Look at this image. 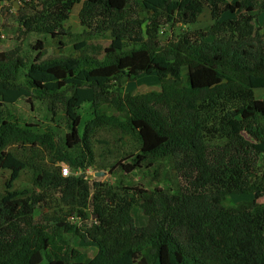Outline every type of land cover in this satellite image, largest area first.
<instances>
[{"label": "trees", "instance_id": "1", "mask_svg": "<svg viewBox=\"0 0 264 264\" xmlns=\"http://www.w3.org/2000/svg\"><path fill=\"white\" fill-rule=\"evenodd\" d=\"M79 1H43L46 19L66 22ZM204 7L210 26L158 39L160 26L191 25ZM99 11L105 17L96 21L97 31L112 35L101 59H44L40 39L30 62L19 45L0 49V106L36 98L52 115L63 112L68 127L59 144L53 131L0 114V167L10 173L0 199V264H264V202L256 201L264 198V99L254 94L264 89V0H86L81 24L91 28ZM36 17L17 15L25 32ZM55 27L40 32L57 36ZM1 35L0 24V44ZM128 41L133 47L125 49ZM141 74L154 75L159 89L119 96L114 107L124 118L101 112L113 81ZM83 103L94 116L82 133ZM105 124L139 135L143 155L122 165L127 172L149 154L180 156L177 194L83 175L93 155L92 127ZM12 141L47 146L68 165L67 176L37 170L33 183L55 191L69 214L35 216L44 197L12 190L25 168L5 151ZM242 194L255 199L230 203ZM135 206L147 217L144 226L135 223Z\"/></svg>", "mask_w": 264, "mask_h": 264}, {"label": "rangeland", "instance_id": "2", "mask_svg": "<svg viewBox=\"0 0 264 264\" xmlns=\"http://www.w3.org/2000/svg\"><path fill=\"white\" fill-rule=\"evenodd\" d=\"M16 1L17 7L13 6ZM47 0H0V24H1V50H8L15 46L21 47V56L27 61H32L36 52L32 49L33 45L40 39L43 43V58L52 57H71L76 58L80 55H89L92 57L102 58V50L107 47L112 35L110 31H104L96 28V21L105 17L103 11L93 14L91 19L92 27L82 25L80 22L79 12L82 4L86 0H80L74 4L69 19L66 22L53 23L46 18L49 12L44 8V2ZM233 1V0H228ZM36 15L33 22V30L24 31L23 24L17 18V15ZM42 13V14H41ZM146 13H140V17H145ZM56 24L53 29L57 36L49 33L40 32L44 26ZM212 24L210 10L203 8L202 13L196 22L188 26L175 24L171 28L168 24L162 25L158 30V39L165 42L172 38L173 34L180 33L181 29H205ZM262 26L261 19L257 25ZM44 25V26H43ZM97 31V32H96ZM84 46L77 48L76 45L83 43ZM125 49L133 47V42L126 44ZM24 69H22L23 71ZM185 72V69L183 70ZM159 82L154 75L141 74L133 80L120 78L113 81L111 86L110 100H104L101 112L105 114L125 117L120 114L114 107L115 101L119 96L125 93L137 95L139 93L158 90ZM255 97L264 99V89H256ZM77 112L83 119L81 132L83 133L87 123L89 124L94 114L89 103H83ZM11 115L12 120L20 124L32 123L37 124L45 130H51L55 133V138L59 144L68 132L67 120L63 112L56 115L48 109L46 102L33 98L29 103L25 98L19 99L14 104L0 106L1 116ZM89 142L93 155L86 159V171L83 172L90 181L97 180L105 185L111 186H128L133 188H142L145 190L161 189L168 194H177L179 180L175 169V163L180 161L177 155H147L139 167L133 171L127 172L122 165H133L137 163V157L143 155L141 152V140L134 130H125L114 125L93 126L89 135ZM5 151L11 153L16 159L25 163V168L20 172L18 178L12 183V190H27L29 193H39L44 197L45 205L36 209L35 216L40 212L47 216L55 214L64 216L69 214V210L59 205L58 194L52 189H41L34 185V173L37 170H46L60 172L62 167L68 168L67 164L60 162L58 158L50 151L47 146L37 144L35 146L24 142H10ZM2 157L0 156V162ZM75 172H78L76 170ZM9 170L0 167V199L4 195L6 180L9 177ZM259 174L264 177V164L259 168ZM230 203L242 200L255 199L253 194L232 195ZM259 203L264 202V198L257 199ZM132 215L138 226H144L147 217L142 210L135 206L132 209ZM76 245V243H74ZM41 264H47L44 260Z\"/></svg>", "mask_w": 264, "mask_h": 264}, {"label": "built area", "instance_id": "3", "mask_svg": "<svg viewBox=\"0 0 264 264\" xmlns=\"http://www.w3.org/2000/svg\"><path fill=\"white\" fill-rule=\"evenodd\" d=\"M61 174L63 175V176H67L68 175V168H66V167H62V169H61Z\"/></svg>", "mask_w": 264, "mask_h": 264}, {"label": "water", "instance_id": "4", "mask_svg": "<svg viewBox=\"0 0 264 264\" xmlns=\"http://www.w3.org/2000/svg\"><path fill=\"white\" fill-rule=\"evenodd\" d=\"M13 6H14V7H17V5H16V1L13 2Z\"/></svg>", "mask_w": 264, "mask_h": 264}, {"label": "clouds", "instance_id": "5", "mask_svg": "<svg viewBox=\"0 0 264 264\" xmlns=\"http://www.w3.org/2000/svg\"><path fill=\"white\" fill-rule=\"evenodd\" d=\"M1 37H2V35H1ZM61 173V172H60ZM62 175V174H61ZM63 176V175H62Z\"/></svg>", "mask_w": 264, "mask_h": 264}, {"label": "crops", "instance_id": "6", "mask_svg": "<svg viewBox=\"0 0 264 264\" xmlns=\"http://www.w3.org/2000/svg\"><path fill=\"white\" fill-rule=\"evenodd\" d=\"M43 263V262H42Z\"/></svg>", "mask_w": 264, "mask_h": 264}]
</instances>
